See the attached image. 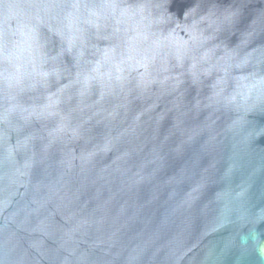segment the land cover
Listing matches in <instances>:
<instances>
[{
	"label": "water",
	"instance_id": "1",
	"mask_svg": "<svg viewBox=\"0 0 264 264\" xmlns=\"http://www.w3.org/2000/svg\"><path fill=\"white\" fill-rule=\"evenodd\" d=\"M0 264H264V0H0Z\"/></svg>",
	"mask_w": 264,
	"mask_h": 264
}]
</instances>
